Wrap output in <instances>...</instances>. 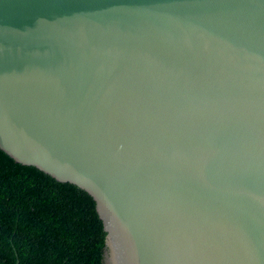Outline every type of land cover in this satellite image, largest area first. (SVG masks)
<instances>
[{
	"label": "water",
	"instance_id": "95a60500",
	"mask_svg": "<svg viewBox=\"0 0 264 264\" xmlns=\"http://www.w3.org/2000/svg\"><path fill=\"white\" fill-rule=\"evenodd\" d=\"M0 148L106 264H264V0H0Z\"/></svg>",
	"mask_w": 264,
	"mask_h": 264
},
{
	"label": "trees",
	"instance_id": "16d2710c",
	"mask_svg": "<svg viewBox=\"0 0 264 264\" xmlns=\"http://www.w3.org/2000/svg\"><path fill=\"white\" fill-rule=\"evenodd\" d=\"M96 201L0 148V264H106Z\"/></svg>",
	"mask_w": 264,
	"mask_h": 264
}]
</instances>
